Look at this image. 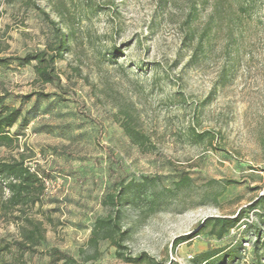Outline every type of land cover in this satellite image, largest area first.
I'll use <instances>...</instances> for the list:
<instances>
[{
  "label": "rangeland",
  "instance_id": "obj_1",
  "mask_svg": "<svg viewBox=\"0 0 264 264\" xmlns=\"http://www.w3.org/2000/svg\"><path fill=\"white\" fill-rule=\"evenodd\" d=\"M54 27L67 49L43 83L15 58L56 50ZM0 57V95L28 120L0 159L63 180L0 217V264H264V0H0ZM110 196L122 247L92 241Z\"/></svg>",
  "mask_w": 264,
  "mask_h": 264
},
{
  "label": "trees",
  "instance_id": "obj_2",
  "mask_svg": "<svg viewBox=\"0 0 264 264\" xmlns=\"http://www.w3.org/2000/svg\"><path fill=\"white\" fill-rule=\"evenodd\" d=\"M55 28V36L58 39V47L56 50L49 52L48 50H40L36 52H29L23 57H16L15 60L21 65H28L35 63V71L39 80L43 83H58L60 81L59 75L55 71L56 62L64 55L67 49V42L64 39L58 27ZM0 65H9L6 58L0 57ZM7 95H0V148L2 146H13L17 141V137L10 133V129L14 127L19 121H24V125L28 124L26 117H23V112L17 107L5 106ZM122 127L125 133L136 143L143 145L145 136L138 131L131 123V121L124 120ZM51 178L49 174H41L37 170L27 166L24 160L20 159H0V217L9 214L14 209H21L31 204H36L40 195L46 191L44 179ZM5 191L8 195L5 196ZM264 202V194H262L253 206ZM110 203L114 205L115 212L107 217H100L96 220L95 227L92 232V241L96 242L98 238L109 239L115 246L122 247V240L127 234L121 226L120 207L121 199L119 196H110ZM241 220L240 213L235 217L221 216L212 220L214 227L211 233L218 238H222L230 230L234 229ZM205 224H201L198 229L188 235L181 236L176 239V243L180 240L186 241L197 235ZM219 225V226H218ZM218 226V228H217ZM43 238L40 226L35 225L28 237L30 244H25L21 241H15V245L20 250H28L32 248L35 243V238ZM31 245V246H30ZM33 249V248H32ZM49 255L54 261H64L70 263L74 259L67 253L53 249Z\"/></svg>",
  "mask_w": 264,
  "mask_h": 264
},
{
  "label": "built area",
  "instance_id": "obj_3",
  "mask_svg": "<svg viewBox=\"0 0 264 264\" xmlns=\"http://www.w3.org/2000/svg\"><path fill=\"white\" fill-rule=\"evenodd\" d=\"M63 183V180H62V176H56V177H51V178H45L44 179V184H45V189L46 191H50L52 190V188H54L55 184H58V183ZM247 225L244 224L243 227H246Z\"/></svg>",
  "mask_w": 264,
  "mask_h": 264
}]
</instances>
